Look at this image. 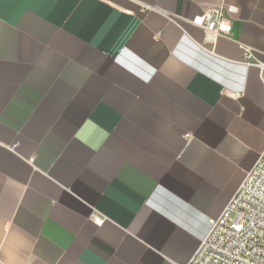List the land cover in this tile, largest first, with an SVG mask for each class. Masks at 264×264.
<instances>
[{
    "label": "crops",
    "instance_id": "obj_1",
    "mask_svg": "<svg viewBox=\"0 0 264 264\" xmlns=\"http://www.w3.org/2000/svg\"><path fill=\"white\" fill-rule=\"evenodd\" d=\"M260 64L264 0H0V264H190L264 152Z\"/></svg>",
    "mask_w": 264,
    "mask_h": 264
},
{
    "label": "built area",
    "instance_id": "obj_2",
    "mask_svg": "<svg viewBox=\"0 0 264 264\" xmlns=\"http://www.w3.org/2000/svg\"><path fill=\"white\" fill-rule=\"evenodd\" d=\"M234 13L232 7L213 8L194 23L212 33H230L229 19ZM259 66L264 82V64ZM93 220L99 227L105 223L97 215ZM209 224V232L190 264H264V152L223 214Z\"/></svg>",
    "mask_w": 264,
    "mask_h": 264
}]
</instances>
